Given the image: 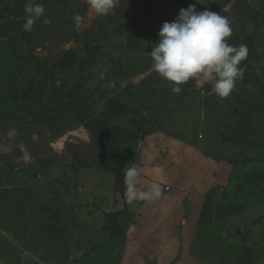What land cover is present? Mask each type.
Instances as JSON below:
<instances>
[{"label":"rangeland","instance_id":"rangeland-1","mask_svg":"<svg viewBox=\"0 0 264 264\" xmlns=\"http://www.w3.org/2000/svg\"><path fill=\"white\" fill-rule=\"evenodd\" d=\"M26 2L0 0V264H119L123 241L104 228V213L124 212V199L112 190L105 205L85 203L71 194L73 181L49 182V168L74 157L126 169L140 149L142 139L130 129L140 121L146 129L181 117L177 123L191 134L204 133L202 117L232 120L242 108L235 101L201 106L207 97L201 89L213 85L193 80L173 93L148 53L162 24L195 4L228 19V43L247 46L243 62L264 82V0H119L105 16L95 15L87 0H35L50 23L37 19L31 32L22 27ZM76 13L83 17L79 28ZM237 92L260 100L264 87L241 80L234 99ZM184 104L192 108L187 120L181 111L173 114ZM224 146L232 167L225 196L264 202L261 149ZM193 250L202 264H264V226L236 243H226L217 226L198 227Z\"/></svg>","mask_w":264,"mask_h":264},{"label":"crops","instance_id":"crops-1","mask_svg":"<svg viewBox=\"0 0 264 264\" xmlns=\"http://www.w3.org/2000/svg\"><path fill=\"white\" fill-rule=\"evenodd\" d=\"M201 91L207 96L200 100L201 106L213 103L216 107L217 102L234 106V93L220 99L211 88ZM191 110L184 104L173 114L177 116L181 111L187 120L192 117L188 114ZM235 116L215 123L202 117L199 128L204 133L191 134L184 133L177 123L181 117L177 116L142 138L135 161L124 170L127 218L119 264H202L193 250L195 232L202 226H217L226 243L238 242L237 232L248 239L262 232L264 203L246 205L222 197L232 167L226 160L229 148L217 133L227 122L235 125ZM130 168L139 170L135 182L138 190L147 191L151 185L159 184L161 196L150 201L137 198L129 203L126 173ZM60 178L73 181L71 194L89 204L97 201L105 205L114 187L113 177L106 171L90 166L74 174L66 161L49 168V182L56 183ZM164 186L171 190L165 191Z\"/></svg>","mask_w":264,"mask_h":264},{"label":"clouds","instance_id":"clouds-1","mask_svg":"<svg viewBox=\"0 0 264 264\" xmlns=\"http://www.w3.org/2000/svg\"><path fill=\"white\" fill-rule=\"evenodd\" d=\"M199 3V0H197ZM119 0H87L89 8L97 16L113 12ZM23 29L31 32L37 19L42 23L50 20L44 15L45 8L35 0H27L24 5ZM73 22L82 26L83 17L76 13ZM232 28L228 19L207 9L198 11L195 4L181 8L176 18L164 22L158 32V42L148 53L152 59V69L161 78L172 84V92L181 93V86L190 80L197 87L206 83L213 85V92L220 99L227 98L243 80L245 68L241 62L248 58L246 45L234 46L228 43ZM126 86V82H122ZM139 170H127V192L129 203L137 198L154 200L161 196L159 184H153L147 191L136 188Z\"/></svg>","mask_w":264,"mask_h":264},{"label":"trees","instance_id":"trees-1","mask_svg":"<svg viewBox=\"0 0 264 264\" xmlns=\"http://www.w3.org/2000/svg\"><path fill=\"white\" fill-rule=\"evenodd\" d=\"M66 1L67 0H65V2ZM14 53L17 55V51H14ZM241 66L245 68L243 81H246L250 84L258 83V85L264 87V82H262L260 78L256 77L255 73L253 72V70H255V67L250 66L248 62H241ZM261 96L263 98L260 100L257 99L251 100L248 98H242L238 92L235 94L234 101L242 108L239 111V113L236 115L235 125L231 126L230 124L225 123L223 124L222 130L217 133L219 139L222 142L234 144V145H241V146L247 145L253 148H260L262 154H264V136L262 138V141L253 140L252 138H249L252 135H257L259 131L264 133V93H262ZM104 123L108 124V122L106 121H104ZM139 125L140 126L138 128H130L133 134V138L142 139L146 134H149L155 131L157 128L161 127L158 126L155 128L149 126V128L145 129L144 128L145 124L141 123V121ZM226 160L228 162L231 161L230 158H227ZM78 162H80V164ZM78 162L74 160V157H72L71 160L68 162L74 174H76L80 168L93 166L87 163L86 161L79 160ZM100 169L112 175L114 180L113 191H117L120 197L123 198L125 169L123 168L120 170H113V168L111 167L110 170H105L103 168ZM74 186H76L75 183ZM222 197L225 199L227 198V199L237 200L234 197L232 198L226 197L224 194V190L222 191ZM241 202L246 205H254V204L245 203L243 201ZM259 203H264V202H259ZM104 217L107 220V222L104 225V228L107 229L110 233H114V232L120 233L122 241H124L123 225L127 218V206L124 212L120 210L107 211L104 213ZM202 227H207V226H202ZM237 234L239 235L241 240L246 239V237L243 234L239 232H237Z\"/></svg>","mask_w":264,"mask_h":264},{"label":"built area","instance_id":"built-area-1","mask_svg":"<svg viewBox=\"0 0 264 264\" xmlns=\"http://www.w3.org/2000/svg\"><path fill=\"white\" fill-rule=\"evenodd\" d=\"M164 190H165V191H170L171 188H170L169 186H164Z\"/></svg>","mask_w":264,"mask_h":264}]
</instances>
